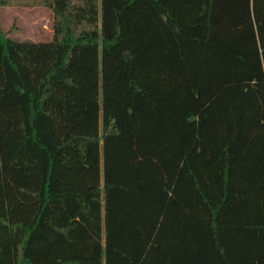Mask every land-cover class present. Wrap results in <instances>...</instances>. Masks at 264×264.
<instances>
[{"label": "trees", "instance_id": "16d2710c", "mask_svg": "<svg viewBox=\"0 0 264 264\" xmlns=\"http://www.w3.org/2000/svg\"><path fill=\"white\" fill-rule=\"evenodd\" d=\"M33 1L50 40L0 27V264H264V0Z\"/></svg>", "mask_w": 264, "mask_h": 264}, {"label": "rangeland", "instance_id": "374dc122", "mask_svg": "<svg viewBox=\"0 0 264 264\" xmlns=\"http://www.w3.org/2000/svg\"><path fill=\"white\" fill-rule=\"evenodd\" d=\"M0 5V27L14 36L50 40L53 36V12L33 0H10Z\"/></svg>", "mask_w": 264, "mask_h": 264}]
</instances>
